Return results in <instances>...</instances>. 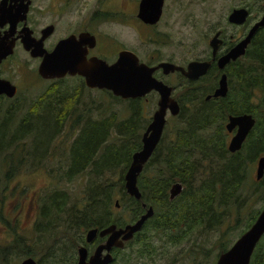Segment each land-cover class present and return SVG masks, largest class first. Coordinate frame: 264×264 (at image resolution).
Instances as JSON below:
<instances>
[{
    "label": "trees",
    "instance_id": "trees-1",
    "mask_svg": "<svg viewBox=\"0 0 264 264\" xmlns=\"http://www.w3.org/2000/svg\"><path fill=\"white\" fill-rule=\"evenodd\" d=\"M260 35L244 58L226 68L229 89L223 98L207 99L216 88L207 91L201 87L203 79L187 81L179 75L185 83L176 96L180 110L167 121L158 145L137 178L140 200L125 192L123 177L132 154L141 148V135L149 120L140 104L142 97L121 99L101 90L122 100L130 113L127 117H119L116 110L103 114L105 108L102 117H92L89 109L84 113L77 108L80 104L74 98L76 88L65 96L59 94L56 85L64 78L52 79V87L31 103L16 102L17 94L12 98L0 95V100H7L6 104L0 101V165L6 183L22 169L29 170L28 160L42 151L46 153L56 138H60L66 153L64 164L55 168L62 182L69 183L85 173L90 177L89 180L85 174L87 181L77 195H71L58 182L41 194L33 232L26 236L28 239L17 236L13 243L0 248V264H11L19 256L33 258L36 264H76L77 248L85 240L83 233L132 223L144 214L143 203L151 206L154 214L125 246L139 245L148 227L157 233L173 229L180 240L199 226L211 229L220 207L231 203L241 209V202L247 198L243 187H249V169L264 155V30ZM81 85L85 86L83 79ZM253 91L259 92V102L251 100ZM241 113L252 114L256 122L241 148L232 153L226 147L221 121L226 115ZM66 124L77 132L73 138L62 139L58 134ZM212 125L214 129L208 128ZM23 153L28 157L26 165L20 160ZM177 181L183 190L171 201L168 189ZM253 181L252 189L263 191L264 202V175ZM124 210L130 216L127 221L121 216L116 218ZM258 214L251 215L247 226ZM239 222L237 217L236 224ZM228 248L224 243L219 245L221 252ZM211 251L205 250L207 254ZM250 264H264V236Z\"/></svg>",
    "mask_w": 264,
    "mask_h": 264
},
{
    "label": "rangeland",
    "instance_id": "rangeland-1",
    "mask_svg": "<svg viewBox=\"0 0 264 264\" xmlns=\"http://www.w3.org/2000/svg\"><path fill=\"white\" fill-rule=\"evenodd\" d=\"M137 1L139 0H76L66 3L64 10L70 11L55 17L56 27L50 39L54 43L73 32L81 24L84 27L96 29L99 36L102 34L108 37V40L114 41L118 46L134 49L139 59L147 64L170 61L184 65L193 59H205L210 52L208 40L216 30H222L226 37L232 35L233 40L242 35L243 26H234L227 22V15L232 8H248L251 16L250 23L264 13V0H164L158 23L153 26L146 25L143 28L135 16L134 5H137ZM45 3L46 0H34L33 3L31 29L35 35H39V29L46 26L52 18V14L42 11ZM54 4V0H51L52 10ZM74 7H78V10H74ZM99 8L118 10L121 14L113 18L98 19L97 27H91L92 24H87L89 21L87 18L92 10ZM122 11L132 13L134 19H128ZM100 40H102L101 37ZM101 48L104 49L103 44ZM97 51L101 53L100 48ZM111 58L109 57L108 60ZM38 63L39 60L30 57L20 44H17L13 54L7 60L0 62V76L9 79L17 86L16 102L31 103L52 87L53 80L42 79L37 74ZM174 73L164 75L158 72V74L154 73V76L175 86L172 95L176 98L177 94L179 97L183 91L185 83L176 72ZM81 83L82 79L79 77H65L63 82L56 86L60 89L59 94L62 96L74 92L76 88L74 98L78 101L77 104H80L77 108L84 113L89 109L92 117H102L109 110H116L119 117L129 115L130 110L123 106L122 100H115L99 89H88ZM201 85H203L202 88L207 89L208 79L201 82ZM251 94V100L259 102V92L253 91ZM65 99L66 97L63 98ZM157 99L158 94L152 91L140 101L144 115L149 119L147 123L150 122L152 113L157 107ZM0 101L7 103L5 98ZM105 108L107 109L102 114ZM171 116L168 113L166 123ZM226 120L227 115L225 119H222L221 126L222 131L226 133L227 147L233 132H227L225 129ZM208 128L214 129L215 126H208ZM58 134L62 139H67L73 138L77 132L75 133V130L66 124ZM59 140L60 138H56L46 153L43 154L44 151H42L32 160H28L27 154L23 153L20 160L23 165H26L28 160L29 170L22 169L7 183L3 179V167L0 165V248L13 243V239L17 236L31 235L37 218L39 196L52 189L56 182L66 188L71 195H77L87 181L86 175L90 180L89 174L86 173V175H78L69 183H63L58 177L55 168L64 164L63 159L66 156ZM255 169L256 162L251 165L247 174L246 181H249V187H243V193L247 198L241 202V209L237 210L231 203L220 207L218 219L211 229H202V226H199L180 240L173 229L158 230L157 233L148 227L139 245L133 243L131 247L124 246L121 252L112 254L115 259L113 264H215L221 252L219 245L224 243L227 248L230 247L252 224L247 226L251 215L260 212L264 206L263 191L259 193L252 189ZM4 186L6 189H3ZM261 190H264V186ZM119 216L125 221L130 219L126 210L118 212L116 218ZM237 217L240 218L238 224H236ZM85 234H82L84 238ZM99 242L101 240L98 238L94 243ZM207 249L212 251L207 254L205 252ZM24 258L26 257L19 256L11 261V264H19Z\"/></svg>",
    "mask_w": 264,
    "mask_h": 264
},
{
    "label": "water",
    "instance_id": "water-1",
    "mask_svg": "<svg viewBox=\"0 0 264 264\" xmlns=\"http://www.w3.org/2000/svg\"><path fill=\"white\" fill-rule=\"evenodd\" d=\"M163 1L140 0L137 17L147 24H156L162 13ZM30 3L31 0H21L16 10H10L6 7V0H0V62L13 53L18 40L30 57L40 59L36 70L42 79L52 80L66 75H77L83 79L87 88L107 90L121 99L144 97L151 91L158 94L157 107L141 135V148L132 154L131 162L123 177L125 192L135 200H140L141 192L137 185V178L162 137L168 113L176 116L180 110L178 101L172 96V86L156 78L154 73L160 69L163 74L179 72L186 78L196 79L207 71L210 63L204 60H191L183 66L170 61H160L151 65L140 61L136 54L126 49L119 51L117 58L108 63L97 56H86L87 51L82 44L88 43L92 46L95 42L93 34L89 32H81L77 37L70 34L61 38L49 51L44 46V39L52 31L51 25L43 28L38 38L32 35L33 30L26 23L16 30L15 23L26 19ZM247 13L245 8L234 9L229 14L228 21L242 23ZM6 23L10 25L1 31ZM259 26H264V16L252 26L246 38L219 57L217 64L220 68L244 53L247 43ZM217 36L218 33L209 41L213 48V57L220 42ZM17 91L14 83L0 76V95L12 98ZM227 91L226 75L223 74L213 96L224 97ZM254 125L255 118L250 113L229 114L225 129L233 134L227 143V149L232 153L238 151ZM263 175L264 155L258 157L256 161V180H260ZM181 189L180 182H175L171 186L169 190L171 201ZM115 206L118 207V201L115 202ZM141 207L145 210L144 214L132 223L122 227L112 224L101 230H88L85 234L86 243H91L96 237L100 239L107 237V239L96 247L89 258L85 247L78 248L77 264H113L114 259L110 253L112 248H124L125 243L131 241L154 214L151 206L147 207L143 203ZM263 236L264 206L249 228L226 251L219 253L215 264H250L253 252ZM20 264H36V262L32 258H27Z\"/></svg>",
    "mask_w": 264,
    "mask_h": 264
},
{
    "label": "flooded vegetation",
    "instance_id": "flooded-vegetation-1",
    "mask_svg": "<svg viewBox=\"0 0 264 264\" xmlns=\"http://www.w3.org/2000/svg\"><path fill=\"white\" fill-rule=\"evenodd\" d=\"M71 1H73V2H75L76 0H71ZM70 0H54V2H55V4H54V9L52 10L51 8H52V5H51V0H46V3H45V5H43V7H42V9H44V10H42L44 13H49V14H52V18L48 21V24L46 25V26H44V27H42V28H40L39 29V35H35V33L33 32L32 33V35H34L36 38H38L39 36H40V32H41V30L43 29V28H45V27H47V26H52L53 28H52V31L49 33V35L44 39V46H45V48L47 49V50H51L52 48H53V46H54V44L59 40V39H61V38H59L58 40H56L54 43L51 41V39H50V37L52 36V34H53V32H54V30H55V27H56V19H55V17L56 16H58V15H62L64 12H69L70 10H64V9H66L65 7H64V5L67 3H69V2H71ZM140 1V0H139ZM139 1H137V5L135 6L134 4H136L135 2H134V8H135V10H136V13H135V16H136V18H137V21H138V23L139 24H142L143 26H141V27H145L146 25H148V26H153V25H155V24H147V23H145V22H143L141 19H139L138 17H137V12H138V6H139ZM21 2V0H6V7L8 8V9H10V10H16L17 9V7H18V4ZM164 2V1H163ZM33 3H34V0H31V3H30V5H29V8H28V11L26 12V19H24V21H17L16 23H15V27H16V30H18V29H20L23 25H24V23H26V25L27 26H29L30 28H31V26H32V23H31V17H32V11H33ZM48 3V4H47ZM76 4V3H75ZM163 6V5H162ZM237 8H245L247 11H248V13H247V16H246V18H245V20L242 22V23H239V24H236V23H234V22H229L228 21V16H229V14L232 12V10H234V9H237ZM237 8H232V10L228 13V15H227V22L230 24V25H234V26H243L244 28H243V33H242V35L240 36V37H238V38H236V40H233V36L232 35H230V36H228V37H226V34L222 31V30H220V29H218V30H216L213 34H212V36L209 38V40H208V46H209V48H210V52L208 53V55L205 57V59H193V60H204V61H208L209 63H210V65H209V67H208V69H207V71L205 72V73H203L202 75H200L198 78H196V79H189V78H186V77H184L182 74H180L179 72H176V74H178V75H180L184 80H187V81H194V82H197V81H200L201 79H203V80H201V82H203L205 79H208V82H209V87L207 88L208 90H214L215 88H218L219 87V81H220V78H221V76L223 75V74H225L226 75V81H227V87H228V89H229V77H228V75H227V71H226V68L230 65V64H232V63H234L235 61H237V60H239V59H242V58H244L246 55H247V53L249 52V50L251 49V47H252V45H253V43H254V41L253 40H255V37L258 35V36H261L260 35V32L261 31H263L264 30V26H259L257 29H256V31L253 33V35L251 36V38H250V40H249V42L247 43V45H246V47H245V50H244V53L242 54V55H240L236 60H231L229 63H227L223 68H220L219 66H218V64H217V60L219 59V57H221L222 55H224L226 52H228L229 50H231L234 46H236L237 44H239L244 38H246V36H247V34H248V32H249V30L252 28V26L258 21V20H260L263 16H264V13L260 16V17H258L257 19H255L254 20V22L252 21L251 23L249 22V20L251 19V16H250V10L248 9V8H246V7H237ZM74 10H78V7H74ZM130 11H132V13L134 12V10H130ZM124 14H125V16H127V18L128 19H134V15L132 14V13H127V12H124V11H122ZM78 13V12H77ZM20 14V13H19ZM119 14H121V12H119L118 10H105V8H99V9H97V10H92L91 12H90V14H89V16H88V23L87 24H92L91 25V27H93L94 26V28L95 27H97V20L98 19H105V18H108V17H110V18H113V17H115V16H118ZM162 14V13H161ZM161 17V16H160ZM160 20V19H159ZM158 20V21H159ZM77 23H80V21H77ZM158 23V22H157ZM156 23V24H157ZM10 24L9 23H6L5 25H4V27L1 29V31L2 30H4V29H7L8 28V26H9ZM81 32H89L90 34H93V36H94V39H95V42H94V44L92 45V46H90L88 43H84V44H82L83 45V47L86 49V51H87V57H90V56H97V57H99V58H101V59H104L106 62H108V63H111V62H113L116 58H117V56H118V52L119 51H121V50H130V51H132L134 54H136L137 55V57H138V53L134 50V49H130V48H124L123 46H118V45H116V43L114 42V41H110V40H108L109 38L108 37H106V36H104V35H102V34H100V36H99V34L97 33V31H96V29L95 30H93V29H91V28H88V27H84V26H82L81 24H79L74 30H73V32H71L70 34H73V35H75L76 37L79 35V33H81ZM218 33V36H217V38H218V40H220V42L218 43V48H217V51H216V53H215V55H214V57H213V55H212V50H213V48H212V46L209 44V41L211 40V38L213 37V36H215V34H217ZM17 34V32L15 33V35ZM70 34H68V35H70ZM67 35V36H68ZM66 37V36H65ZM100 37L102 38V40H100ZM62 38H64V37H62ZM101 41H104L103 43L101 42ZM17 44H20L19 43V41L17 40L16 41V43H15V47H14V50H15V48H16V46H17ZM101 44H103V46H104V49L103 48H101ZM107 45V46H106ZM100 48V50H101V53L99 52V51H97L98 49ZM14 52V51H13ZM108 52H114V54H111V53H108ZM13 54V53H12ZM11 54V55H12ZM11 55H9L8 57H10ZM8 57H6L5 59H3L2 61H4V60H7V58ZM109 57H112L111 58V60H108V58ZM139 58V57H138ZM36 59H38V60H40L39 58H36ZM140 61H141V59H139ZM1 61V62H2ZM191 61V60H190ZM142 62H144V61H142ZM158 62H160V61H156V62H151L152 64H156V63H158ZM189 62V61H188ZM187 62V63H188ZM146 63V62H145ZM174 63V62H173ZM186 63V64H187ZM177 64V63H176ZM186 64H184L183 66H185ZM179 65H182V64H179ZM158 72H161V70L160 69H158L155 73L156 74H158ZM169 74H171V73H169ZM173 74H175L174 72H173ZM164 75H168V74H164ZM76 77H80V76H77V75H75ZM179 76V77H180ZM65 77H74V76H70V75H66ZM65 77H63V78H65ZM165 83H166V81H164ZM200 82V83H201ZM172 86V85H171ZM172 88H173V90H172V93H173V91H174V88H175V86H172ZM152 92V91H151ZM150 92V93H151ZM227 93H228V91H227ZM211 95H213L212 93H211ZM227 95V94H226ZM225 95V96H226ZM173 96V95H172ZM224 96V97H225ZM175 98V97H174ZM210 98H214V97H210ZM217 98H223V97H217ZM216 98V99H217ZM176 99V98H175ZM177 100V99H176ZM178 101V100H177ZM165 126H166V124H165ZM165 126H164V129H163V132H164V130H165ZM175 182H172L171 184H170V187H169V189H168V196H169V200H170V188H171V186L174 184ZM182 190H183V185H182V189H181V191H180V193L182 192ZM179 193V194H180ZM178 194V195H179ZM178 195H176L175 196V198H177V196ZM174 198V199H175ZM173 199V200H174ZM135 236V235H134ZM134 238V237H133ZM97 239H98V237H96L91 243H86L85 242V240H84V244L82 245L83 247H85L86 249H87V251H88V258L92 255V253L94 252V250L96 249V247L99 245V244H102V243H104L105 241H106V239H107V237H104V238H99V240H101V242H99V243H94L95 241H97ZM126 244V243H125ZM81 247V246H80ZM80 247H78V248H80ZM77 248V249H78ZM117 248H112V250L110 251V253H111V255L113 254H115V250H116ZM122 250V249H121ZM92 251V252H91ZM76 255H77V253H76ZM113 255H112V257H113ZM25 259H27V258H24L23 260H25ZM33 259V258H32ZM113 259H114V257H113ZM23 260H21L20 262H19V264L23 261ZM35 262H36V260L35 259H33ZM77 260H78V256H77ZM114 261H115V259H114ZM37 263V262H36ZM77 264V263H76Z\"/></svg>",
    "mask_w": 264,
    "mask_h": 264
},
{
    "label": "bare ground",
    "instance_id": "bare-ground-1",
    "mask_svg": "<svg viewBox=\"0 0 264 264\" xmlns=\"http://www.w3.org/2000/svg\"><path fill=\"white\" fill-rule=\"evenodd\" d=\"M216 89H217V88H216ZM216 89H215V90H216ZM208 96H209V97H208ZM208 96H207V99H210V97H212L213 95H208ZM213 97H214V96H213ZM214 98H217V97H214Z\"/></svg>",
    "mask_w": 264,
    "mask_h": 264
}]
</instances>
